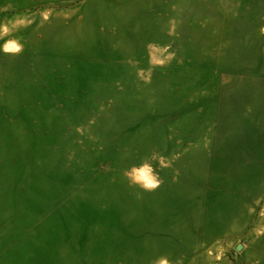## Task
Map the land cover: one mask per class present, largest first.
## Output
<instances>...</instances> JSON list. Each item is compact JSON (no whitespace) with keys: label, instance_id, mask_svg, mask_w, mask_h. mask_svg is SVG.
Segmentation results:
<instances>
[{"label":"rangeland","instance_id":"rangeland-1","mask_svg":"<svg viewBox=\"0 0 264 264\" xmlns=\"http://www.w3.org/2000/svg\"><path fill=\"white\" fill-rule=\"evenodd\" d=\"M0 24V264H264V0H0Z\"/></svg>","mask_w":264,"mask_h":264},{"label":"clouds","instance_id":"clouds-1","mask_svg":"<svg viewBox=\"0 0 264 264\" xmlns=\"http://www.w3.org/2000/svg\"><path fill=\"white\" fill-rule=\"evenodd\" d=\"M9 33V26L7 24H0V39ZM0 51H3L5 54L19 55L23 51V44L19 39L15 38L5 40V43L0 46ZM124 177L130 187H135L139 190L137 192L138 198L141 192H153L163 183V180L153 167L150 157L145 158L140 164L132 165L128 168L124 172ZM151 264H170V261L167 256L161 255L154 259Z\"/></svg>","mask_w":264,"mask_h":264},{"label":"water","instance_id":"water-1","mask_svg":"<svg viewBox=\"0 0 264 264\" xmlns=\"http://www.w3.org/2000/svg\"><path fill=\"white\" fill-rule=\"evenodd\" d=\"M238 250H239V248H238Z\"/></svg>","mask_w":264,"mask_h":264}]
</instances>
